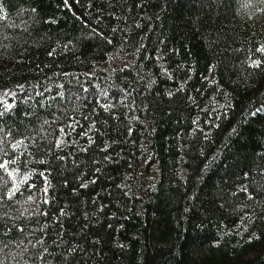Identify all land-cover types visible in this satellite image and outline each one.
<instances>
[{
  "label": "trees",
  "instance_id": "obj_1",
  "mask_svg": "<svg viewBox=\"0 0 264 264\" xmlns=\"http://www.w3.org/2000/svg\"><path fill=\"white\" fill-rule=\"evenodd\" d=\"M0 8V264H264V0Z\"/></svg>",
  "mask_w": 264,
  "mask_h": 264
},
{
  "label": "snow or ice",
  "instance_id": "obj_2",
  "mask_svg": "<svg viewBox=\"0 0 264 264\" xmlns=\"http://www.w3.org/2000/svg\"><path fill=\"white\" fill-rule=\"evenodd\" d=\"M65 2L67 3V0H65ZM0 12H2V8H0ZM0 18H2V17H0ZM259 51L264 52V48L259 49ZM253 66H254V67H259V66H260V62H258V61H257V62H254ZM5 95H8V93H5ZM13 95H14V93H13ZM12 107H13V106H12L11 104H8L6 110L11 109ZM262 110H264V109H257L258 112H259V111H262ZM2 114H3V113H0V115H2ZM253 115H255V113H253ZM19 143H21V142H18L17 144H14V145H13V148L18 147V146H19ZM13 162H14V161H13ZM7 163H8L7 161L0 163V169H5ZM8 174H9V176H12V175H13L12 172H9ZM26 179H27V177L25 178V180H26ZM22 182H23V181H22ZM17 187H18V186H17ZM45 190H46V189H45ZM15 191H16V189L14 188V189L9 190V192L6 194V195H7V198H8L9 200H11L12 197L15 195ZM0 198H2V197H0ZM20 231H23V229H20Z\"/></svg>",
  "mask_w": 264,
  "mask_h": 264
}]
</instances>
